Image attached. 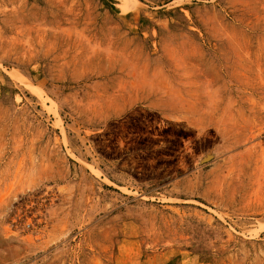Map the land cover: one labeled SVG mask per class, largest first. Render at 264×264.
I'll return each mask as SVG.
<instances>
[{
    "label": "rangeland",
    "instance_id": "1",
    "mask_svg": "<svg viewBox=\"0 0 264 264\" xmlns=\"http://www.w3.org/2000/svg\"><path fill=\"white\" fill-rule=\"evenodd\" d=\"M0 264H264V0H0Z\"/></svg>",
    "mask_w": 264,
    "mask_h": 264
}]
</instances>
